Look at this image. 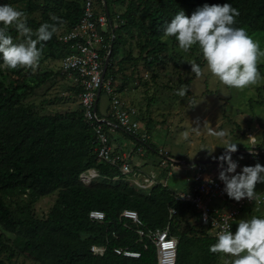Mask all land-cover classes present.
I'll return each mask as SVG.
<instances>
[{
  "label": "trees",
  "instance_id": "obj_1",
  "mask_svg": "<svg viewBox=\"0 0 264 264\" xmlns=\"http://www.w3.org/2000/svg\"><path fill=\"white\" fill-rule=\"evenodd\" d=\"M14 1L24 4L23 10L29 16L41 13L39 22L26 20L27 26L34 31L45 22L52 23L51 15L64 21L57 26L59 32L44 43L39 63L61 59L65 45L58 40L60 29L69 30L79 23L83 0ZM126 1L105 0L110 15H119V26L113 30L115 38L107 73L113 69L112 61L119 48L127 45L130 38H135L136 32L143 36L138 40L139 55L135 57L129 51L121 64L131 62L138 66L143 63L146 68L164 64L169 46L160 38L163 26L180 10L191 16L204 4L230 3L240 12L236 27H243L251 34L264 33V0H128L123 14L110 11V7L125 5ZM9 34L14 40L20 39L14 27L9 28ZM170 39L177 43L174 38ZM196 50L192 49V52ZM178 58L176 66L184 73H192L188 61L181 56ZM196 62L204 68L201 55ZM124 68H120L123 73ZM33 72V69L25 68H0V226L18 235L17 240L6 241L0 234V264H14L16 252L37 264H157V248L148 235L168 225L171 234L179 240L176 264H224L222 254L209 251L216 238L201 223L200 213L191 203L179 201L176 193L163 184L149 192L139 190L123 179L118 165L101 161L96 124L85 119L81 105L71 112L40 115L34 105L23 103L36 89L60 74L49 71L34 75ZM156 78L153 74L152 79ZM117 90L121 93L124 86ZM73 91L79 96L81 90L74 86ZM151 102L150 99L149 106ZM97 114L104 116L99 106ZM139 118L145 119L141 110ZM146 126L147 132L151 133L150 119ZM149 139L141 142L150 147L146 142ZM254 150L258 152L257 156L264 158L261 146ZM254 150L249 154L254 155ZM232 156L242 155L233 153ZM89 169H96L99 177L86 185L80 177ZM217 170L213 163L211 173ZM11 192L28 194L31 204L52 195H56V200L43 217L29 203L18 214L2 196ZM251 207L255 206H247L244 210L249 211ZM127 209L138 212L142 225L120 218ZM171 209L175 210L172 217ZM94 210L104 212L105 220L92 221L89 215ZM191 217L195 219L193 224ZM139 230L144 232L143 236L139 235ZM93 246H104L106 251L96 255L92 252ZM119 248L138 252L140 257L117 255L115 249Z\"/></svg>",
  "mask_w": 264,
  "mask_h": 264
},
{
  "label": "rangeland",
  "instance_id": "obj_2",
  "mask_svg": "<svg viewBox=\"0 0 264 264\" xmlns=\"http://www.w3.org/2000/svg\"><path fill=\"white\" fill-rule=\"evenodd\" d=\"M127 2L128 0L125 5L110 7V11L123 14L126 11ZM4 3L12 4L24 11V4L20 2L0 0V4ZM27 19L39 22L41 13L26 15ZM64 29L66 28L60 30ZM248 34L259 43L261 50L264 51V33ZM134 35L135 38H130L127 45L119 48L112 61L113 69L108 71L107 77L116 76V88L124 86V90L119 93L120 98L128 106L138 109L139 113L141 110L145 119L139 120L140 128L137 138L127 136L123 131L111 134V137L114 135L116 138L115 140L112 138L113 148L126 154L134 152L133 165L138 162L137 154L143 151L146 160L142 162L141 169L147 174L159 175L162 184L164 183L163 185L177 194L192 191L193 176L186 166L179 164L175 165L172 176H168V172L163 175V168L159 165L162 159L160 151L169 153L173 158L186 159L183 161H203L208 162V166L215 163L219 174L227 168V163L225 162L222 168L218 159L225 152L222 148L223 144L203 129L205 121L209 123V128L226 130L229 134L227 138L238 144V151L235 154L239 153L242 156H232L233 161L239 165L238 173L245 166H255L257 163L264 166L263 157L249 154L258 146L264 150V78L245 89L229 88L213 78L204 66V75L197 79L192 73H184L182 68L177 67L176 64L179 63L178 56L185 61H196L200 54L197 50L184 53L178 48V43H174L171 39L164 41L169 46V53L164 64L146 68L143 63L133 66L131 62H127L125 66L120 61L128 55L129 51H132L135 57L139 55L138 40H142L143 36H140L138 32ZM258 66L261 77H264V57L260 58ZM120 68H124V73L120 71ZM49 71L60 72V74L36 89L34 94L23 103L34 105L35 111L40 115L77 110L80 107V100L73 91L72 81L60 70V58L51 62L39 63L33 74L38 75ZM153 74L157 76L156 80L152 79ZM182 85L188 86V95L183 98L176 95ZM150 99L152 102L149 106ZM99 104L100 113L106 115L110 106V97L105 92H102ZM148 119L151 120V133L147 132ZM198 124L201 129L196 131L194 129ZM147 136L150 137L146 141L150 147L141 142ZM255 191L259 196L264 195V183L257 184ZM2 196L9 207L18 214L28 203L31 204L28 194L11 192L3 193ZM55 200L56 195L43 197L33 202L31 207L43 217L48 214ZM253 215L264 217V205L253 207L250 212L242 211L237 217V222ZM190 221L193 224L195 219L191 217ZM0 234L4 235L6 241L18 239L16 233L7 232L1 226ZM13 263L37 264L18 252L13 258Z\"/></svg>",
  "mask_w": 264,
  "mask_h": 264
},
{
  "label": "clouds",
  "instance_id": "obj_3",
  "mask_svg": "<svg viewBox=\"0 0 264 264\" xmlns=\"http://www.w3.org/2000/svg\"><path fill=\"white\" fill-rule=\"evenodd\" d=\"M26 13L12 4H0V68L15 70L18 68L35 69L42 57L44 43L51 40L58 31V24L64 21L51 15L52 23L45 22L35 31L27 26ZM238 9L230 3L204 4L191 16L183 10L177 12L170 22L163 26L162 41L174 38L178 48L188 53L194 47L202 56L208 73L221 84L229 88L245 89L257 84L262 78L258 69L264 51L243 27H236ZM14 27L20 39L14 40L9 28ZM197 79L204 75L195 60L187 62ZM176 95H188V86L182 85ZM204 122L203 129L219 139L225 152L218 159L227 168L219 174V180L225 185L224 191L230 199L239 202L244 199L255 201L259 194L257 184L264 183V166H245L237 172L238 163L232 154L238 151V144L232 142L226 130H216ZM199 124L194 130L199 131ZM189 162V161H188ZM174 210V209H173ZM175 211V210H174ZM204 223H208L207 216ZM214 223V222H213ZM235 233L229 225H221L216 242L209 247L214 254H222L224 264H264V217L251 216L237 222Z\"/></svg>",
  "mask_w": 264,
  "mask_h": 264
},
{
  "label": "built area",
  "instance_id": "obj_4",
  "mask_svg": "<svg viewBox=\"0 0 264 264\" xmlns=\"http://www.w3.org/2000/svg\"><path fill=\"white\" fill-rule=\"evenodd\" d=\"M82 9L83 15L79 23L69 30L61 31L58 35L59 42L65 45L64 55L60 59V70L68 75L73 86L81 90L78 97L84 109L85 119L96 124L95 132L99 143L97 151L101 161L113 166L118 165L124 180L139 190L149 192L156 185L162 184L160 176L155 173H145L140 163L133 165L134 152L121 153L111 144L110 133H115L117 129L129 135H138L140 128L139 110L124 103L115 85L117 80L114 77H107V71L104 73L115 38L113 30L119 26L117 21L119 15L115 17L110 15L105 0H83ZM102 92L110 97V106L106 115L98 117L97 109L98 106L100 107ZM145 138L149 139V137ZM160 152L162 159L159 165L165 173L168 172V176L173 175L175 165L178 164L186 166L191 172L192 191L176 193V198L192 204L193 208L200 213L201 223L209 228L210 234L215 238L224 223L229 225L233 234L235 233L237 217L245 207L264 205V195L259 196V199L255 201L244 199L237 202L230 199L224 191L225 185L219 180L218 170L216 173H211L209 163L190 164L188 161L171 157L165 151ZM140 154L142 155L143 151ZM254 155H258L255 150ZM98 177L99 173L96 169H89L81 174L80 179L84 184L89 185ZM174 213L175 211L171 209V217ZM205 215L208 219L207 224L204 223ZM89 217L92 221L102 222L105 220V213L94 210L90 212ZM120 218L137 226L142 225L138 212L134 210H124ZM138 233L140 236L144 235L141 230ZM148 238L157 248V264L177 263L179 240L171 234L169 225L164 229L151 232ZM105 251L104 246L92 247V252L96 255H102ZM115 253L125 257H140V253L129 249H115Z\"/></svg>",
  "mask_w": 264,
  "mask_h": 264
},
{
  "label": "crops",
  "instance_id": "obj_5",
  "mask_svg": "<svg viewBox=\"0 0 264 264\" xmlns=\"http://www.w3.org/2000/svg\"><path fill=\"white\" fill-rule=\"evenodd\" d=\"M115 133H117V131L115 132ZM112 134H114V133H112ZM147 137H149V136H147ZM112 138L115 140L116 138L114 137V135L111 137V143H112ZM150 138V137H149ZM115 150H117V151H120V150H118L117 148H115ZM138 155V162L137 163H140L141 165L144 163V159H145V155H144V152H143V154L141 155L140 153H138L137 154ZM146 160V159H145ZM143 162V163H142ZM164 171V170H163ZM163 175H165V171H164V174ZM256 207V206H255ZM252 208L253 207H251V209L249 210V211H251L252 210ZM245 211H247V210H245ZM248 211V212H249Z\"/></svg>",
  "mask_w": 264,
  "mask_h": 264
},
{
  "label": "water",
  "instance_id": "obj_6",
  "mask_svg": "<svg viewBox=\"0 0 264 264\" xmlns=\"http://www.w3.org/2000/svg\"><path fill=\"white\" fill-rule=\"evenodd\" d=\"M111 59V54L109 55V57H108V60H107V66H106V68H105V70H104V73H106V71H107V67H108V64H109V60ZM188 163H190V164H208V162H203V161H189Z\"/></svg>",
  "mask_w": 264,
  "mask_h": 264
}]
</instances>
